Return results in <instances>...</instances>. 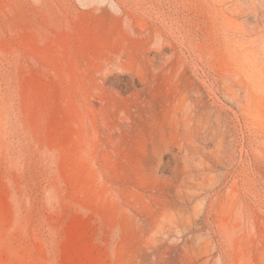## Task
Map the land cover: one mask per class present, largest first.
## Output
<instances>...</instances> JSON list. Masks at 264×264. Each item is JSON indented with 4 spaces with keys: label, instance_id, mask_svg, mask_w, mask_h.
I'll return each mask as SVG.
<instances>
[{
    "label": "rangeland",
    "instance_id": "obj_1",
    "mask_svg": "<svg viewBox=\"0 0 264 264\" xmlns=\"http://www.w3.org/2000/svg\"><path fill=\"white\" fill-rule=\"evenodd\" d=\"M0 264H264V0H0Z\"/></svg>",
    "mask_w": 264,
    "mask_h": 264
}]
</instances>
